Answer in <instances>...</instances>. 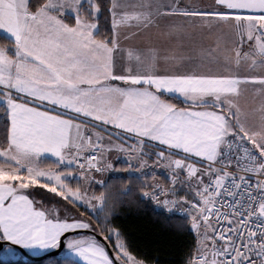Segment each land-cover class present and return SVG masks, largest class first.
Here are the masks:
<instances>
[{
	"label": "snow or ice",
	"instance_id": "obj_1",
	"mask_svg": "<svg viewBox=\"0 0 264 264\" xmlns=\"http://www.w3.org/2000/svg\"><path fill=\"white\" fill-rule=\"evenodd\" d=\"M0 31L4 253L161 264L118 222L154 204L178 264H264V0H0Z\"/></svg>",
	"mask_w": 264,
	"mask_h": 264
},
{
	"label": "trees",
	"instance_id": "obj_2",
	"mask_svg": "<svg viewBox=\"0 0 264 264\" xmlns=\"http://www.w3.org/2000/svg\"><path fill=\"white\" fill-rule=\"evenodd\" d=\"M8 38L0 35V42ZM113 175V174H111ZM126 174L117 173L115 177ZM117 190H122L119 183L115 184ZM171 213L161 211L153 204H148L143 210H124L118 221L129 233V239L141 252L149 257H158L161 264H178L184 243L176 238L171 231L168 217ZM0 264H62L61 254L40 262L7 260L0 258Z\"/></svg>",
	"mask_w": 264,
	"mask_h": 264
},
{
	"label": "water",
	"instance_id": "obj_3",
	"mask_svg": "<svg viewBox=\"0 0 264 264\" xmlns=\"http://www.w3.org/2000/svg\"><path fill=\"white\" fill-rule=\"evenodd\" d=\"M14 247H17V251L20 254L21 260L31 261V262H40V261L46 260L48 258L56 257V256H59L62 252V249H55V250L48 252L44 255L34 256V255L30 254L28 251H26L25 249L19 248L18 246H14ZM3 248H4V242H0V251Z\"/></svg>",
	"mask_w": 264,
	"mask_h": 264
},
{
	"label": "rangeland",
	"instance_id": "obj_4",
	"mask_svg": "<svg viewBox=\"0 0 264 264\" xmlns=\"http://www.w3.org/2000/svg\"><path fill=\"white\" fill-rule=\"evenodd\" d=\"M55 250V249H54ZM53 251V250H52ZM49 252H51V251H49ZM48 253V252H47ZM31 254V253H30ZM46 254V253H45ZM44 255V254H43ZM0 258H2V259H7V260H18V259H20L21 257H20V255L19 256H17V257H11V256H8L6 253H4L2 250L0 251Z\"/></svg>",
	"mask_w": 264,
	"mask_h": 264
},
{
	"label": "crops",
	"instance_id": "obj_5",
	"mask_svg": "<svg viewBox=\"0 0 264 264\" xmlns=\"http://www.w3.org/2000/svg\"><path fill=\"white\" fill-rule=\"evenodd\" d=\"M0 35H3V36H5V37H7L8 38V36H7V34L6 33H4V32H2V31H0ZM108 175H111V174H108ZM26 250V249H25ZM52 250H54V249H52ZM52 250H49V251H52ZM26 251H28V250H26ZM49 251H45V252H42L41 254H39V255H34V256H41V255H43V254H45V253H47V252H49ZM29 252V251H28ZM30 253V252H29ZM32 254V253H31ZM33 255V254H32ZM17 260V259H16Z\"/></svg>",
	"mask_w": 264,
	"mask_h": 264
},
{
	"label": "built area",
	"instance_id": "obj_6",
	"mask_svg": "<svg viewBox=\"0 0 264 264\" xmlns=\"http://www.w3.org/2000/svg\"><path fill=\"white\" fill-rule=\"evenodd\" d=\"M154 205V204H153ZM154 206H156V205H154ZM156 208L158 209V210H161V211H166L165 209H163V208H160V207H158V206H156ZM167 212V211H166Z\"/></svg>",
	"mask_w": 264,
	"mask_h": 264
}]
</instances>
